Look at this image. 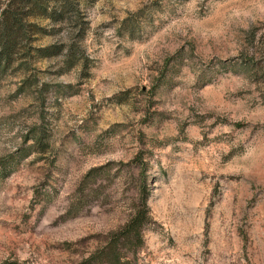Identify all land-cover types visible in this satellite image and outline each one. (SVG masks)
<instances>
[{
    "label": "rangeland",
    "instance_id": "1",
    "mask_svg": "<svg viewBox=\"0 0 264 264\" xmlns=\"http://www.w3.org/2000/svg\"><path fill=\"white\" fill-rule=\"evenodd\" d=\"M70 14L87 66L0 75V264H81L143 206L126 264H264V0ZM42 25L36 43L67 40Z\"/></svg>",
    "mask_w": 264,
    "mask_h": 264
},
{
    "label": "trees",
    "instance_id": "2",
    "mask_svg": "<svg viewBox=\"0 0 264 264\" xmlns=\"http://www.w3.org/2000/svg\"><path fill=\"white\" fill-rule=\"evenodd\" d=\"M74 3L75 0H60L55 4H52V0L9 1L0 14V75L9 70L28 69L31 62L37 64L57 55L63 60L62 68H71L78 64L87 66L88 58L80 38L81 28L78 19L70 14ZM48 20L55 25L59 24L61 30L66 31V41L48 45L36 43L45 32L43 22ZM33 84H37V80L29 76L19 88L24 91L25 87ZM45 135V131H42L40 137L29 132L25 141L34 138L40 143ZM96 170L89 171L86 178ZM147 222L146 207H138L125 226L111 234L107 245L81 264H126L121 258V248H132L134 244L141 242Z\"/></svg>",
    "mask_w": 264,
    "mask_h": 264
}]
</instances>
